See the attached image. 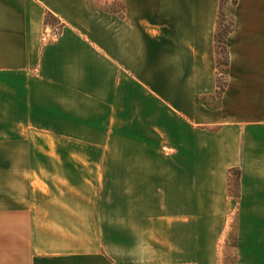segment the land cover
<instances>
[{"label":"crops","instance_id":"crops-1","mask_svg":"<svg viewBox=\"0 0 264 264\" xmlns=\"http://www.w3.org/2000/svg\"><path fill=\"white\" fill-rule=\"evenodd\" d=\"M96 1L0 0V264H264V0L220 97V0Z\"/></svg>","mask_w":264,"mask_h":264},{"label":"trees","instance_id":"trees-1","mask_svg":"<svg viewBox=\"0 0 264 264\" xmlns=\"http://www.w3.org/2000/svg\"><path fill=\"white\" fill-rule=\"evenodd\" d=\"M229 1L230 8L236 6L238 0H220L217 21H216V32H215V52H216V66H217V90L216 96L220 97L224 91L225 81H224V70L228 67L229 57L228 50L225 45V38L228 36L230 32L233 30V17L226 15L225 7ZM57 22L56 18L52 16L50 13H46L44 16V28L52 27V24ZM224 55V59L221 61L220 57ZM230 180L228 182V197H237L238 196V188H239V180H240V172L237 170H230ZM236 264V257H235Z\"/></svg>","mask_w":264,"mask_h":264},{"label":"rangeland","instance_id":"rangeland-1","mask_svg":"<svg viewBox=\"0 0 264 264\" xmlns=\"http://www.w3.org/2000/svg\"><path fill=\"white\" fill-rule=\"evenodd\" d=\"M95 4L98 7H100V6L101 7H108L109 6V0L108 1L107 0H97ZM229 4L230 3L228 1L227 5L225 7V12H226L227 18H228V16L230 17V15L228 14L229 9H230V5ZM114 7H116V5H114ZM56 23H58V22L53 23L52 27H55ZM52 27H50V26L47 27L46 28V33H48L52 29ZM59 33H60V31H59ZM223 59H224V55L222 54V56L220 57V60L222 61ZM229 244L231 245V243L227 242V239L224 240V243L222 244V247H221V250H220V264H235V256H234V253H233L231 247H228Z\"/></svg>","mask_w":264,"mask_h":264},{"label":"built area","instance_id":"built-area-1","mask_svg":"<svg viewBox=\"0 0 264 264\" xmlns=\"http://www.w3.org/2000/svg\"><path fill=\"white\" fill-rule=\"evenodd\" d=\"M60 27H61V24L59 22L56 23L55 27H52V30H53L52 35H51V39L52 40H55V39L58 38V36H59V28Z\"/></svg>","mask_w":264,"mask_h":264}]
</instances>
